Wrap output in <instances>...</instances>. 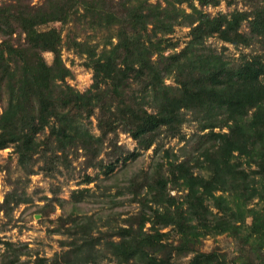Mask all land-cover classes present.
Here are the masks:
<instances>
[{
	"label": "trees",
	"instance_id": "16d2710c",
	"mask_svg": "<svg viewBox=\"0 0 264 264\" xmlns=\"http://www.w3.org/2000/svg\"><path fill=\"white\" fill-rule=\"evenodd\" d=\"M221 1L0 0V149L12 145L28 175L40 158L48 172L69 166L80 149L92 159L120 131L137 147L126 153L114 141L118 157L107 174L154 149L151 167L117 187L138 204L125 224L96 235L92 216L63 215L67 250L46 257L0 237V264H98L108 254L116 264H264V0L204 10ZM54 22L72 24L66 40ZM178 26L189 28V39L175 50ZM79 29L90 36L80 39ZM101 32L104 40L91 43ZM211 38L248 51L236 57ZM65 45L93 72L85 91L68 81ZM190 122L196 128L187 135ZM163 138L183 145L176 151ZM27 182L12 183L0 214L11 218L30 202ZM220 235L236 242L234 256L199 248Z\"/></svg>",
	"mask_w": 264,
	"mask_h": 264
},
{
	"label": "rangeland",
	"instance_id": "374dc122",
	"mask_svg": "<svg viewBox=\"0 0 264 264\" xmlns=\"http://www.w3.org/2000/svg\"><path fill=\"white\" fill-rule=\"evenodd\" d=\"M43 0H33L34 3H41ZM235 8H245L239 0H222L217 7H205L204 10L211 14L219 12H231ZM49 26L63 29L64 40L70 31L72 24L63 26L60 22L51 23ZM245 24L244 30H247ZM81 30L80 39H86L91 32ZM189 28L178 26L171 35L174 41L179 42L178 48L181 49L188 36ZM104 33L92 35L91 43L104 40ZM209 43L221 48L227 45L228 53L238 56L241 51H248L242 46L237 48L232 44L223 43L222 41L211 38ZM174 50L170 49L166 52L169 54ZM45 57L49 62L53 59V54L45 53ZM63 58L66 64L73 70L72 78L68 81L80 91L87 90L93 83V72L84 65L85 57L70 50L66 45L63 49ZM171 83V79L167 81ZM97 120L93 118L92 130L100 134L97 128ZM196 128L195 122L187 123L184 126V132L190 135ZM114 141L120 145L126 153L134 151L137 142L129 135L120 131L118 135H110L105 139L103 147L98 156L90 159L89 155L83 149L76 154L69 156V166L59 164L56 170L48 172L43 169L45 165L42 158L33 166L35 173L28 175L26 169L19 164L18 156L14 152L11 145L5 149H0V203L3 201L5 194L9 191L13 182L22 178L24 182L28 181L26 191L31 200L27 204H22L15 209L11 218H7L3 213L0 214V237L16 243H28L32 251H37L46 257H53L56 253H61L68 249V241L72 239L66 228L61 226V216H67L70 213L92 216L95 219L94 233L96 235L104 232L108 227H116L125 224V219L138 210V204L130 200V194L117 192L119 187L124 186L126 179L141 169H149L154 161V149L143 151L135 159H128L127 165L123 162L117 165L114 172L106 173L108 164H111L118 157V149H115ZM165 147H174L177 151L183 145L177 138H163ZM90 159V160H89ZM99 161H102L101 163ZM88 176L93 181L87 182ZM87 189V190H85ZM83 190V195L76 192ZM123 190V189H122ZM77 193L81 202L74 204V194ZM177 194L176 191H173ZM110 194L113 200L109 198ZM52 198L54 200H52ZM62 199L65 207L58 205L55 199ZM46 206L44 212H40L42 207ZM69 224H66L68 226ZM100 231V232H99ZM202 251H211L218 249L221 251H229L232 256L236 254V242L232 237L220 235L217 237H208L204 239L203 244L199 246ZM190 254L182 261H187ZM25 259V257H23ZM98 264H116L108 254L103 257Z\"/></svg>",
	"mask_w": 264,
	"mask_h": 264
}]
</instances>
